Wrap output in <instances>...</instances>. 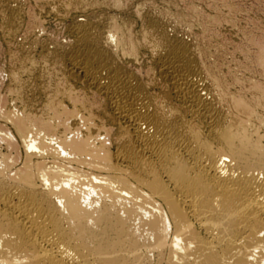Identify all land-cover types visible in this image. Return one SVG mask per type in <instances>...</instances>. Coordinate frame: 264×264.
<instances>
[{"label": "bare ground", "instance_id": "6f19581e", "mask_svg": "<svg viewBox=\"0 0 264 264\" xmlns=\"http://www.w3.org/2000/svg\"><path fill=\"white\" fill-rule=\"evenodd\" d=\"M0 264H264V0H0Z\"/></svg>", "mask_w": 264, "mask_h": 264}, {"label": "rangeland", "instance_id": "374dc122", "mask_svg": "<svg viewBox=\"0 0 264 264\" xmlns=\"http://www.w3.org/2000/svg\"><path fill=\"white\" fill-rule=\"evenodd\" d=\"M49 23H50V24L48 25L49 29L54 28V22H53V21H50ZM52 23H53V24H52Z\"/></svg>", "mask_w": 264, "mask_h": 264}]
</instances>
